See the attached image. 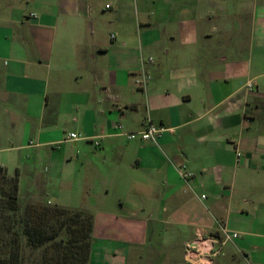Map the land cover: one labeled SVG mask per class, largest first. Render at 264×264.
Segmentation results:
<instances>
[{
  "label": "crops",
  "instance_id": "obj_1",
  "mask_svg": "<svg viewBox=\"0 0 264 264\" xmlns=\"http://www.w3.org/2000/svg\"><path fill=\"white\" fill-rule=\"evenodd\" d=\"M40 165L88 264H201L222 229L264 264V0H0V167Z\"/></svg>",
  "mask_w": 264,
  "mask_h": 264
},
{
  "label": "rangeland",
  "instance_id": "obj_2",
  "mask_svg": "<svg viewBox=\"0 0 264 264\" xmlns=\"http://www.w3.org/2000/svg\"><path fill=\"white\" fill-rule=\"evenodd\" d=\"M38 170L41 173H35L34 178L24 177L21 189L19 188L18 204L22 214L17 227L14 224L15 221L12 220L13 211L11 210L10 198L0 194V264H84L81 258L86 251L85 236L89 227L82 222L83 218L77 215L79 211L64 209L65 212H63L57 210L60 209L58 205L49 204V201L58 202V195L55 193L61 192V189L56 186L47 190L45 169L40 165ZM4 173L5 171L0 172V186L13 191L9 179L15 174H9L7 170L8 180H6L3 178ZM25 210H28L27 216H24ZM26 223L35 227H47V235L53 236L54 240L47 243V246L30 247L24 251L17 230L18 227ZM158 249H156L157 252L162 251V255H165L167 251H171L170 247ZM151 250L152 248L148 244V251ZM221 250L224 251V255L214 257L215 264H240L239 262H233L230 256L224 257L227 248H221ZM75 252L80 254L73 258L72 253ZM77 257H79V260H77ZM193 257L198 262L204 261V259L201 260L198 253L194 254ZM240 259L242 260L241 257ZM177 260V262H174L175 264H189V262H185L182 255ZM209 260H211V257ZM40 261L44 263H40ZM162 262V260H152L153 264H162Z\"/></svg>",
  "mask_w": 264,
  "mask_h": 264
},
{
  "label": "trees",
  "instance_id": "obj_3",
  "mask_svg": "<svg viewBox=\"0 0 264 264\" xmlns=\"http://www.w3.org/2000/svg\"><path fill=\"white\" fill-rule=\"evenodd\" d=\"M3 171H5L3 178L8 180L7 169L5 167H0V172L2 173ZM9 181H11L13 191H9L8 189H6V187L0 186V194L10 198L11 204H12L11 210L13 211L12 220L15 221L14 224L17 227L18 220L22 214L20 212V205L18 204V199H19V171L18 170L16 171L15 175L11 177V179H9ZM59 208L60 209H57V210H60L63 212H65L64 209L69 210L61 206H59ZM27 212L28 210H25L24 216H27ZM83 213L79 211V214L77 215L83 218L82 222L88 225L89 230L87 231L86 236H85L86 243L84 242L86 246V251L84 252V255L81 258V260L84 262V264H88L89 254H90V249H91V234H92V229H93L92 227L93 217L90 213H86V212H83ZM19 228L22 229V231H20ZM17 234L19 235L20 241L23 243L22 248L24 251H26L30 247L40 248L42 246H47V243L54 240L53 236L47 235V227L45 228L42 226L35 227V226L27 225V223L18 227ZM80 247L82 248V246ZM72 254H73L72 257L74 258L76 257L77 254H80V253L75 252ZM77 260H79V257H77ZM40 263H44V262L40 261Z\"/></svg>",
  "mask_w": 264,
  "mask_h": 264
},
{
  "label": "built area",
  "instance_id": "obj_4",
  "mask_svg": "<svg viewBox=\"0 0 264 264\" xmlns=\"http://www.w3.org/2000/svg\"><path fill=\"white\" fill-rule=\"evenodd\" d=\"M150 61H153V59H149ZM147 79L149 78L146 77ZM138 84H144L145 83V77L142 80H138L137 81ZM121 128V127H120ZM166 131V129H159L156 126L150 124L146 130L139 132V133H129L127 134L129 139H141L143 141H149V140H154L156 135L160 132H164ZM80 137L78 134L76 133H71L68 135L67 140L68 141H77L80 140ZM98 145V143H96ZM181 175L184 178L190 177L191 174L187 173V172H181ZM222 233H223V238L222 239H216L213 238L212 240H210V243L212 244V247L209 249V251H207L205 254L209 255L210 257L209 259L207 258V260L205 262H202L201 264H213V258L222 255V250L221 248H214L213 245L214 243H218L219 245L223 246L226 242L231 241L232 239L237 238L239 235L234 233L231 234L230 232H228L227 229H222ZM216 249V250H215ZM215 250V251H214Z\"/></svg>",
  "mask_w": 264,
  "mask_h": 264
}]
</instances>
